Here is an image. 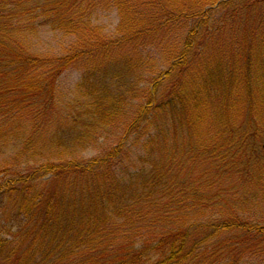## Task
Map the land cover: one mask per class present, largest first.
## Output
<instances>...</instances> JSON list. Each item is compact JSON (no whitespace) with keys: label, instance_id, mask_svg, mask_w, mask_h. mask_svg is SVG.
Returning <instances> with one entry per match:
<instances>
[{"label":"trees","instance_id":"obj_1","mask_svg":"<svg viewBox=\"0 0 264 264\" xmlns=\"http://www.w3.org/2000/svg\"><path fill=\"white\" fill-rule=\"evenodd\" d=\"M248 262L264 0H0V264Z\"/></svg>","mask_w":264,"mask_h":264},{"label":"rangeland","instance_id":"obj_2","mask_svg":"<svg viewBox=\"0 0 264 264\" xmlns=\"http://www.w3.org/2000/svg\"><path fill=\"white\" fill-rule=\"evenodd\" d=\"M97 24H99V25H101L103 27H106L107 30H111L117 24L116 15L114 13L102 15V16H100L98 18ZM45 39H46V36L42 35L41 40H40L42 47H40V48L43 51L46 50L47 44H49V45H53L54 44L55 37L50 35V38H47L46 40ZM74 77L76 78V75ZM257 213L258 212L255 213V216L257 215ZM244 264H252V263L248 262V263H244Z\"/></svg>","mask_w":264,"mask_h":264}]
</instances>
